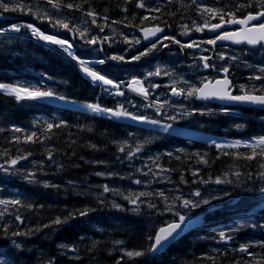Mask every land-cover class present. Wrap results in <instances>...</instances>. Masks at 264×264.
<instances>
[{"label":"rangeland","instance_id":"obj_1","mask_svg":"<svg viewBox=\"0 0 264 264\" xmlns=\"http://www.w3.org/2000/svg\"><path fill=\"white\" fill-rule=\"evenodd\" d=\"M104 1L105 0H100V2ZM176 1L177 0H144L146 7L140 8L138 7L139 0H125L124 5L128 4L127 9L124 7L122 10L123 14L117 15L116 17L130 23L127 27L120 29L117 25H113V17L107 16L106 12L102 14L97 13L95 11V7H93V9L83 11L81 16L80 14L73 16L71 13H67L61 8L52 9L51 5L44 4L40 0H19V3L21 4L33 7V12H35L37 8H39L42 13L46 12L48 16L53 18V21L55 19H63L69 24V27L72 28L73 31L70 32L58 25L54 27L47 19H44L43 17L38 19L36 15L28 14L26 12H3V14L0 15V28L7 29V27H11L12 25L33 24L35 27L43 29L46 32L45 34L49 33L48 35H53L57 38L67 40L72 44L76 55L81 59L90 61L104 59L105 63L103 65L94 63L93 67L106 74L108 78L118 82L121 80L119 77H122V75H109L110 73L107 71V57H109L112 52L114 55H122L124 57L130 53V56L133 57L150 48L151 45H145L141 39V35L139 34L140 27L144 25V18H162L163 15H166L163 12L167 7L166 4L175 3ZM223 1L224 0H178V6L188 4V6H191L195 10L190 12V14H188V16L184 19L178 18V21L176 22L181 23L178 30H174V32L180 34L183 29L184 33H187L190 30L196 31V27L203 26L206 21L210 25L211 23L219 20V14L216 15L215 19H213L211 18V14L204 12V8L218 9L227 13L222 5ZM13 3H15V0H13ZM131 8H133V11L129 10ZM185 8L186 7H182V9ZM150 9H159V11H150ZM88 12H94L96 14L95 17L86 15ZM93 19H95V23H92ZM77 28H79L81 32H86L84 38H81L79 32L76 31ZM93 37L97 39V43H87V40L92 39ZM105 38L107 39L105 40ZM163 38L164 36L154 41V43L159 44V48L162 47L161 53L169 47V45L165 43L166 39ZM137 39L140 40V43L138 44L135 43ZM101 41H103V43H101ZM194 42L198 43L202 42V40L195 39L190 41L189 44H193ZM164 45H167V47H164ZM31 46H43L45 49H49L55 53L58 52L57 54L62 55L67 60L73 61L71 57L67 56V54L63 53L62 50L59 49V46L51 43L49 45L47 42L46 44L43 43L42 40L33 36L31 31L25 27H21L19 32L8 30L3 34H0V55H19L25 57V51H27V49ZM158 49H154L146 56L154 54L155 50ZM175 53L178 54L177 52ZM256 53H252L247 50L222 49L219 55V60H221L222 63H215V68L211 67L209 72L205 71L201 66L199 67L196 61L182 58L181 62L189 67L186 68L184 72H177L168 64L156 60L152 62L153 68H150L149 63L146 60L144 61V65L147 67L144 75H135L131 77L129 83L125 85V87L129 88L131 93L142 97L138 110L133 112L131 110L130 112L135 115L146 116L149 119L157 118L161 124H171L174 129L178 130V132H172L171 129L170 132L167 133L161 132L159 131L157 125L133 120L134 124L138 125V130L134 134V139L126 136H121L122 139H120V137H116L115 144L118 149V154L115 157L116 162L112 165H107V162H110V160L106 159V161L104 160L100 162L98 170L93 171V169H90V173H93L92 175L96 180L107 181V183L93 184L94 182L92 181H86L81 182L80 185L84 186L92 193L91 195L93 197V201L96 204H99L100 207L102 206L105 208L108 214L117 213L118 216L110 217L107 221H103V224L91 225V230L83 234L81 239L76 242L75 246H72V244L68 242L61 243L57 249V253H59L58 255L61 256V259L68 258L70 260H74L75 264H80V262L84 260L83 264H91L89 263L90 258L85 257L82 254L81 248L87 244L88 240L94 241L105 238L110 239L113 236L119 238L122 233L121 229H119V225L123 226L126 224L138 226L144 232L148 231L149 235L154 236L161 226L176 219L174 215L175 212H180L181 214L204 213L209 217V226L204 228L198 233V236L195 237V239L202 240V246L206 245L207 250L209 251L203 253V258L205 259H202L201 261H207L203 264L212 262V260L207 257V255L211 256L210 252L223 253L226 255V259L228 256H232L233 262H236L237 264H247V262L262 264L261 261L264 260V213H255L257 211L253 210V207L264 199V192L260 191L261 188H264V171H262L264 169V155L259 154L260 157L257 159V161H261L259 164L261 166L260 169L252 171V164H249L251 167L248 168L247 171L235 168L233 173H226L225 175H222L223 178L220 180L223 182L217 184L215 182L216 179L209 176L214 174L208 173V170H206V164H203V169L205 170H201L200 167H192L193 174H190V177H187V173L185 172L183 174L181 173L177 177L174 176L170 171L169 165L172 160H177L174 158L183 157L185 148L180 145L181 143L171 146L168 144L175 143L179 137H182L184 141L185 139L190 140V144L196 142L197 140H201L218 151L230 150L234 149L230 148L233 146L250 147L249 144L251 146L253 143L255 144V139L264 136V133L259 134L253 141H251L252 143L244 139L225 140L228 138H222L211 133H209L210 135L202 133L199 135V138L194 137L193 135L197 133L198 130L188 132L193 130L191 126L184 127L180 125L184 121L193 119L192 115L181 113L178 107H192V104L195 102L196 95L191 97L186 95V100L184 102H178L177 100L168 98V94L166 92L167 89L174 86H179L180 88L185 89V92H187V90H189L192 86L198 88L202 81L206 79L210 80L218 68H228L231 69L233 76L237 80L239 88L249 92L255 89V92L264 93V79H251L252 77L258 75H264V73H261L260 71L261 68H264V51ZM191 55L192 54L188 57H191ZM229 55L231 57H236V59L231 58V60H226ZM35 56L38 61L42 59L39 54L35 53ZM146 56H142L140 60H143ZM174 56L175 55L173 54L169 55V57ZM258 56H261V58ZM60 60L62 62L63 59ZM118 62L119 61H115L114 66L117 69H120L121 67H119ZM75 64L78 66V63ZM157 68L160 69V75L150 76L151 79L148 80V88H152L155 84H159L163 88L162 91L155 94L154 97L149 99L151 96L148 94L147 99H145L143 95L136 91H132V88L128 86L134 78L143 81L144 83V79L149 76L148 73H155ZM187 72L191 73L192 76H187ZM123 75H126V71H124ZM89 81H91V79ZM97 84L102 88L99 83ZM12 85L50 89L58 95L66 97L67 100H70L68 99L67 92L61 83L47 73H38L33 80L16 81ZM121 86H123V84ZM0 92L6 94L3 90H0ZM26 102L27 101H22V103ZM30 102L48 104L56 108V111L58 112L65 110V108H72L74 110L78 109L74 102H69L71 105L69 106L64 104L66 101L58 99ZM149 104H152L153 109H150L148 106ZM157 109H159V111H157ZM194 111H199L197 114H203L205 118H207V115L210 114L201 111L200 108L191 110V112ZM223 114L227 115L228 119H226V121H233L236 123L239 119H243L244 117L251 118L249 114L243 111L232 113L224 112ZM173 116L176 117L175 120L169 119V117ZM119 119L124 124V122L129 118ZM208 119L212 118L209 117ZM254 120L259 122L260 119L254 118ZM262 123L264 124V121H262ZM201 124L204 127L211 126L210 124L205 123L203 118L200 122H195V125ZM93 125H97L99 128H102L105 126V123L93 118ZM235 126H237V124H235ZM194 138L197 139L195 140ZM145 141L148 142L146 143ZM161 141L163 143H160ZM213 141L215 143H213ZM141 145L142 147H140ZM161 145H167L169 148L158 149ZM220 145H222V147H220ZM147 146L156 147V150L148 149L146 148ZM255 146H260L264 149V145L255 144ZM138 147H140L139 151H137ZM121 149H123V151H121ZM254 149L255 151L259 150L256 148ZM261 151L262 149L260 152ZM22 155L27 158L21 159L19 163L13 167L9 162L17 157H8L0 154V164H3L5 168L9 169L8 172L0 169L2 175L11 179H14L15 177L18 179H26L25 176L27 174L34 172L35 177L34 179H31V181L39 182L38 178L40 177L36 171V159H33V155L31 153L28 154L24 152ZM91 168H93V165ZM97 173H102V175H98ZM206 176L209 177L205 179ZM43 180L45 182H49L48 179ZM137 180H139L140 183H136ZM70 183H72V181ZM104 186H107L109 191L105 192ZM196 191L201 193V197H195L192 195V193ZM139 193H147L149 195L140 196L139 202L135 205L130 203L128 199H125V197L128 196L135 198L139 195ZM160 193H163V196H161ZM213 196L219 198L213 199L209 205L196 209L183 208L181 207V201L176 199V197H181L182 199L192 198V200L198 201L201 198H211ZM14 198L19 199V195L11 190L0 192V199L12 200ZM114 204L119 205V207H113ZM149 204L154 205V207H149ZM3 206L5 205L0 204V210ZM144 207L147 209L145 210ZM149 208L153 211H149ZM169 208L172 210L169 211ZM236 212H239V214H236ZM229 215L237 216L228 217ZM147 218H149L150 221H148ZM118 219H121V221H118ZM260 230L263 232H257ZM92 231L96 234H92ZM221 231L230 235L231 239L221 240L219 237V232ZM250 232L253 234L250 239L251 242L246 244L245 242L248 241L246 235ZM219 239L221 240V243L219 242ZM212 243H216L217 245L213 246ZM22 244V241L15 242V239H12L9 243L10 246L16 248H19ZM17 245H19V247H17ZM61 245H67L68 247H61ZM243 245H248V250L246 252L241 251V253H238ZM73 247L76 251L71 250ZM133 250L144 251L140 248L132 246L127 247L120 244L117 257L120 256L124 258V260L121 261L119 258L118 260L120 261L117 260L114 264H118V262L119 264H142L139 261V258L142 256L129 258L125 255V251ZM27 255H31L30 250L27 252ZM112 255H116V253L109 252V257H112ZM250 257L256 259V261L249 260L248 258ZM3 258L4 257L0 255V260H3ZM160 260L161 258H159V261ZM109 262L110 264H113V261L110 259ZM5 264L28 263L22 258L19 262L9 259Z\"/></svg>","mask_w":264,"mask_h":264},{"label":"trees","instance_id":"obj_2","mask_svg":"<svg viewBox=\"0 0 264 264\" xmlns=\"http://www.w3.org/2000/svg\"><path fill=\"white\" fill-rule=\"evenodd\" d=\"M231 1L235 2L236 0ZM62 3H72L74 7L79 5V8H75L82 12L95 7L97 13L106 12L107 16L113 17L112 20L119 23L123 21L116 16L122 15L123 8L127 9L128 5H124L125 0H105L104 2H100V0H62ZM166 5L167 7L163 11L166 15H163L162 20L169 24L177 21L178 18L184 19L192 12L191 6L188 4L178 6V0ZM182 7L186 8L182 9ZM129 10L133 11V8ZM157 21V19L147 18L144 25H153ZM39 53L43 55V60L39 61L41 64L38 67L34 66L37 61L33 56L28 58V64L21 57H0V82L13 84L25 75L24 78L28 79L33 70H41L55 77L64 87L70 99L93 102L99 98L105 105L118 108L109 100L108 94L100 95V87L87 80L74 64L63 66L58 60H48L46 53L42 51ZM107 60V69L115 68L117 70L114 66L115 61ZM119 67L121 66L119 65ZM11 72H15L16 75H11ZM55 110L56 108L48 104L22 103L15 97L0 92V129H3L0 131V154L18 158L23 156L24 152L31 153L33 159H36V171L40 177L38 178L39 182H30V180L17 177L10 178L12 189L19 194L21 205H17L20 211L12 212L7 223H0V240L6 241L8 238L18 236L25 244L22 255L28 259L27 252L30 250L29 258H31L30 261L34 260L33 264H49L50 261L52 264H75L74 260L61 259L57 253V247L60 245L58 243L64 241L75 246L81 236L91 230V225H100L110 217L118 216L117 213L108 214L105 208L96 204L93 201L92 193L80 183L86 181H92L93 184L107 183V181L96 180L93 173H90V169L98 170L100 162L106 161V159L110 160L107 165L116 162L115 157L118 154V149L115 140L122 124L115 120L99 118L95 114L78 118V116L74 117L71 111L63 110L56 114ZM209 117L212 119H208ZM93 118L104 122L105 126L102 128L94 126ZM202 118L205 123L211 126L195 125V122H200ZM226 119H228L227 116L220 114H208L207 118L203 114H197L193 119L182 122L181 125L199 129L205 135L211 133L220 137L244 139L264 131L263 126L256 121H249L246 118L239 119L237 125L240 127L235 128L230 125L232 122L226 121ZM48 124H53L54 127L49 130ZM55 125L60 126L56 127ZM17 127L22 131L15 132L13 129ZM32 133H35L32 140H26V137ZM182 147L185 148L183 157L174 158L177 160H172L169 165L171 173L176 177L184 172L187 173V177H190V174H193L192 167H200L201 170H205L203 164H206L208 173L214 174L209 176L216 180L223 178L222 175L226 173H233L235 168L247 171L251 167L249 164H252L253 171L261 167L259 165L261 161H257L261 152L255 151V149L218 151L213 147L208 148L198 141L182 145ZM50 154L52 155L51 159H49ZM92 165L93 168H91ZM209 176H206L205 179ZM43 179H48L49 182H45ZM71 181L72 183H70ZM0 183H2L1 180ZM45 184L56 187H45ZM85 209L88 210L87 215L77 214ZM144 209L147 208L144 207ZM149 211L153 210L149 208ZM70 213L76 215L68 218ZM18 215L20 222L16 219ZM57 217L61 220L68 219L66 223L56 225L53 221ZM147 220L150 221L149 218ZM45 225L49 226L45 227ZM119 229L122 232L119 238L113 236L110 239L88 240L87 244L81 247L82 254L90 258L89 263L110 264V259L114 264L119 258L123 261L124 258L117 257L120 244L143 249L145 255L139 258L142 264H203L201 261L205 259L203 251H208L206 245L202 246L201 242L197 241L192 234L173 245L170 251L162 253L161 256L152 257L147 252L152 242L149 240L152 235H149L148 231L144 232L133 224L119 225ZM14 233H27V235H14ZM92 234L96 233L92 231ZM252 235L251 232L247 233L246 244L251 242ZM219 242L221 243L220 239ZM109 252L116 253V255L109 257ZM207 257L212 260L213 264H237L233 262L232 256H228L226 259V255L223 253L215 252ZM159 258H161L160 261ZM83 263L84 260L80 262V264ZM247 264L254 263L247 262ZM262 264H264V260H262Z\"/></svg>","mask_w":264,"mask_h":264},{"label":"snow or ice","instance_id":"obj_3","mask_svg":"<svg viewBox=\"0 0 264 264\" xmlns=\"http://www.w3.org/2000/svg\"><path fill=\"white\" fill-rule=\"evenodd\" d=\"M47 4L51 5L52 9H60L61 7H66L69 9H72L74 5L72 3L63 4L62 0H46ZM256 3L259 7V10L255 13L248 12L245 14L243 18H237L235 16V13L228 12L224 13L222 10L218 9H211V8H204V12H207L211 14V18L215 19L216 15L219 14L221 23L217 24H211L206 21L203 26H197L196 31H204L205 28H208L209 31H217L223 27L225 23L228 24H235L239 25L237 31L235 32H229L224 31L222 33H219L215 36L214 39H209L206 41V43L210 45H215L218 40H231L234 43H247L249 45H260L261 47H264V0H249V3L245 5H240V8H250L252 7V4ZM76 8H79V5H75ZM138 7L145 8L146 5L144 3V0H139ZM0 9L3 11L0 12V15L3 14V12H26L28 14L36 15V17L39 19L43 17L44 19H47L49 23H52L53 26H60L64 29H67L68 31H73L72 28L69 27V24L66 23L63 19H55L53 21V18L51 16H48L46 12H41L39 8L36 9L35 12H33V7L26 6L24 4L19 3V0H15V3H13V0H0ZM239 10V9H238ZM150 11H159V9H150ZM88 16L95 17L94 12H88ZM228 15L231 17L229 20L225 21L224 16ZM147 19V17H145ZM95 19L92 20V23H95ZM254 22V23H253ZM21 27H25L29 29L33 36L37 37L39 40L49 42L51 44L59 46V49L62 50L63 53L67 54V56L71 57L73 60L77 61L79 68L86 74L87 77L91 79V82L93 84L99 83L104 91H108L110 94L114 95H123V92L120 91L121 85L124 84V81L116 82L113 79L108 78L106 74H101V72L94 70L92 67H90V64H104L105 60L100 59L97 61H86L81 59L80 57L76 56L75 53L72 51V44L69 43L67 40L57 38L53 35L45 34L44 32L40 31L39 28L35 27L33 24H27V25H12L11 31L19 32L21 30ZM8 31V29L0 28V34H3L4 32ZM77 32H79L81 38H84L86 32H81L79 28L76 29ZM163 31V29L156 27L155 29H144V39H148L149 37H154L157 35V33ZM187 32V30H186ZM107 38H105L106 40ZM163 39H168V37H164ZM174 40V38H173ZM175 43L179 44L180 41L174 40ZM87 43L89 44H96L97 39L93 37L92 39L87 40ZM103 43V41H101ZM135 43H140V40L137 39ZM199 47L198 43L193 44H186L182 45V47ZM157 47L156 43H153L150 48H148L146 51L141 52L139 55L133 56L132 60H140L142 56L148 55L151 51H153ZM164 47H167V45H164ZM223 58V57H221ZM107 59L113 60V61H124L125 57L122 55H113L111 57H108ZM210 59L208 57L204 58V67H214V65H209L207 63V60ZM232 59H236V57H232ZM222 71L225 73L224 80H217L215 81L216 85H222V87H213L209 90V85L212 84V81H208L207 83H204V86L202 88H197L195 86H192L185 92V89L181 88L179 91L174 90L175 95H187L189 97L193 95H197V98L200 99H209V98H216L226 101H234V102H242V103H251L256 105L264 106V93L260 95L255 94V89H253L251 92L247 90H243V94L241 95H232L231 91L229 90L231 81L227 79V73L228 68H223ZM261 73H264V68L260 69ZM149 76L151 75H160V69L157 68L155 73H148ZM251 79H264V75H258L255 77H252ZM187 83V82H185ZM136 84H143V81L133 79L131 81V84L128 85L131 87V85ZM107 86V87H105ZM0 90H3L6 94L10 96H14L17 101H35V102H41V101H50L52 99H58L61 101H67L66 97L62 95H58L54 91L50 89H44L42 87H29V86H13L9 84H3L0 83ZM114 90V91H113ZM132 91H136L139 94L143 95L145 99L148 97V91L147 89L143 87H132ZM151 107L152 105H148ZM87 110H89L92 113L95 114H108L111 118H130L135 121H140L142 123L157 125L159 131L161 132H169L171 129L172 132H178L177 129H174L171 124H161L160 121L155 119H149L146 116L141 115H135L131 112H128L123 105H120L117 109H109V108H103L98 103H89L84 106ZM159 111V109H157ZM227 111V109H225ZM191 113H189L190 115ZM169 119L175 120L176 117H169ZM63 123V122H61ZM56 127H59L60 125H55ZM54 127L53 124H48L47 128L50 130ZM240 127V126H238ZM15 132H21L22 129L20 128H14ZM0 131H3V129H0ZM35 136V133H32L31 135L26 137V140H32V137ZM146 143L148 141H145ZM213 143H215L213 141ZM256 145H264V136H261L257 139H255ZM251 146V145H249ZM142 147V145L140 146ZM140 147L137 148V151L140 150ZM123 151V149H121ZM261 155H264V149H262ZM27 157L22 156L18 157L16 159H12L9 163L11 166L15 167L16 164L19 163L21 159H26ZM251 159L252 157H248ZM49 159H51V155H49ZM206 162V161H205ZM0 169H2L5 172H8L9 169L5 168L3 164H0ZM98 175H102V173H97ZM35 173H29L25 176L26 179H34ZM217 184L222 183L220 179H217L215 181ZM136 183H140L139 180L136 181ZM45 187H56L55 185H49L45 184ZM104 191H109L107 186H104ZM261 192H264V188L260 189ZM149 195L147 193H139L138 196L135 198H132V196L125 197V199H128L130 203L137 204L139 202L140 196ZM161 196H163V193H160ZM195 197H201V193L199 191H196L192 193ZM219 197H211V198H201L198 201H194L192 199H182L181 197H176L177 200L181 201V207L188 208V209H196L203 207L205 205H209L213 199H218ZM0 204L3 205H21V201L19 199H13V200H4L0 199ZM31 207V205H28ZM113 207H119V205H113ZM149 207H154V205L149 204ZM169 211L172 209L169 208ZM3 213H0L2 215ZM78 215L84 216L88 214V210L85 209L83 211H80L77 213ZM74 213H70L68 218H72ZM176 219L168 223L164 227H160L156 234L154 236H150L149 240L152 241L150 247L147 249L148 253H157L161 248L165 247L167 244H169L171 241L178 238L186 229L190 228L192 223H195L197 218L192 217L190 214H181L180 212L174 213ZM61 220L59 217H57L53 223L56 225H59L61 223H66L67 219ZM17 220L20 219L19 216L16 217ZM49 225H45V227H48ZM14 235H27V233H14ZM219 237L221 240H230L231 236L227 235L224 231L219 232ZM122 243V242H117ZM19 247V245H17ZM61 247H68L67 245H61ZM248 245H243L240 248V251L246 252L248 250ZM72 251H76V249L73 247L71 249ZM125 255L129 258L133 257H141L145 255L144 251H125ZM0 264H5L4 260H0ZM49 264H52L50 261ZM119 264V262H118Z\"/></svg>","mask_w":264,"mask_h":264},{"label":"flooded vegetation","instance_id":"obj_4","mask_svg":"<svg viewBox=\"0 0 264 264\" xmlns=\"http://www.w3.org/2000/svg\"><path fill=\"white\" fill-rule=\"evenodd\" d=\"M247 3H249V0H236L235 2H232L231 0H229V1L228 0H224L223 1V7H224V10L227 11V13L228 12H232V13H235V16L237 18H243L246 13H248V12L255 13V12H257L259 10V7H258V5L256 3H253L252 7H250V8H240L239 7L240 5H245ZM230 18L231 17L228 16L225 19V21L229 20ZM189 36L190 37L193 36V33H190ZM202 36H203V34H202ZM176 47L179 48V51L181 52L182 56L184 58H186V59H201V57H197V58H189V57H187L186 53L189 50L187 48H185V47H182V45L177 44ZM127 69H134L133 70L134 72H132L130 75H127V76L123 77L125 84L129 83V78L131 76H133L135 74L142 76L145 73V70H144L143 66H135V68L127 67ZM147 79L150 80L151 79L150 76H148ZM108 97H109V100H111L113 104L117 105L120 102H123V101L127 100L129 98V94H128V92H124L123 95L117 96V95H114V94H110L108 92ZM203 106H205V104Z\"/></svg>","mask_w":264,"mask_h":264},{"label":"water","instance_id":"obj_5","mask_svg":"<svg viewBox=\"0 0 264 264\" xmlns=\"http://www.w3.org/2000/svg\"><path fill=\"white\" fill-rule=\"evenodd\" d=\"M147 42H149V41H147ZM219 42L221 44H231V45H235V46H249V47H252V48L259 47L260 46V45L253 46V45H249L247 43H239V44H237V43H234L231 40H223V41L219 40ZM221 81H223V80H221ZM213 87H217L218 88V87H222V85H216L215 82H214V83H212V84L209 85V90L212 89ZM231 94H232V92H231ZM200 100L203 101V102L209 101V102H215V103H219V104H223V105H244V106L259 107V108L264 109V106H261V105H256V104H251V103L234 102V101H226V100H221V99H216V98L200 99ZM258 209L259 210L264 209V203H262L258 207ZM202 223H203V220L202 219H196L195 223H192V225H191L190 228L186 229L178 238H176L175 240L171 241L165 247L161 248L158 252H161L163 250H166L167 248L170 247L171 244L175 243L178 239L182 238L184 235H186L187 233H189L190 231H192L193 228H195L197 225H200Z\"/></svg>","mask_w":264,"mask_h":264},{"label":"bare ground","instance_id":"obj_6","mask_svg":"<svg viewBox=\"0 0 264 264\" xmlns=\"http://www.w3.org/2000/svg\"><path fill=\"white\" fill-rule=\"evenodd\" d=\"M87 15V14H86ZM81 16V15H80ZM70 22V21H69ZM7 29L8 30H11V27H7ZM44 43H46L45 41H43ZM72 51L75 53V50H74V48L72 47ZM75 55H76V53H75ZM77 56V55H76ZM84 60V59H83ZM86 61H90V60H86ZM91 62V61H90ZM90 67H92L91 66V64H90ZM94 70H96V71H98L97 69H95L94 67H92ZM100 72V71H99ZM101 74H104V73H102L101 72ZM86 75V74H85ZM89 78V77H88ZM90 79V78H89ZM139 87H142V86H139ZM191 100V99H190ZM191 103H193V102H191ZM142 104V103H141ZM193 105V104H192ZM140 107V106H139ZM219 117V116H218ZM218 119V118H217ZM110 125V124H109ZM115 133V132H114ZM113 138V137H112ZM120 139H122L121 137H120ZM119 139V140H120ZM239 142V141H238ZM220 143V142H219ZM227 143V142H226ZM230 145H232V144H230ZM233 145H235V144H233ZM239 145V144H238ZM220 146H222V145H220ZM234 147V146H233ZM235 147H239V146H235ZM55 153V152H54ZM51 155V154H50ZM56 155V154H55ZM52 156V155H51ZM143 156V155H142ZM52 158V157H51ZM141 158V157H140ZM56 159V158H55ZM121 159V158H120ZM54 161V160H53ZM146 161V160H145ZM128 164V163H127ZM44 173H45V171H43ZM116 173V172H115ZM120 174V173H119ZM55 184V183H54ZM249 185V184H248ZM249 187V186H248ZM251 189H252V187H251ZM246 190V189H245ZM248 190V189H247ZM255 191V190H254ZM248 195V194H247ZM250 196V195H249ZM192 199V198H191ZM255 200V199H254ZM100 201V200H99ZM102 201V200H101ZM62 231V230H61ZM224 251V250H223ZM262 262V261H261ZM172 263V262H171Z\"/></svg>","mask_w":264,"mask_h":264}]
</instances>
